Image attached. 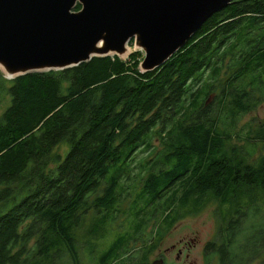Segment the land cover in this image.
I'll return each mask as SVG.
<instances>
[{
  "label": "trees",
  "instance_id": "trees-1",
  "mask_svg": "<svg viewBox=\"0 0 264 264\" xmlns=\"http://www.w3.org/2000/svg\"><path fill=\"white\" fill-rule=\"evenodd\" d=\"M142 57L11 80L0 72L9 98L0 116V264H149L166 232L210 202L238 219L221 246L208 245L220 264H245L246 250L262 256L264 236L244 247L234 227L243 210L264 204V157L249 163L226 142L264 102V0L233 1L158 69L141 72ZM222 72L232 75L222 82ZM153 139L161 148L152 165L127 185L130 158ZM63 143L65 155H52Z\"/></svg>",
  "mask_w": 264,
  "mask_h": 264
},
{
  "label": "water",
  "instance_id": "water-1",
  "mask_svg": "<svg viewBox=\"0 0 264 264\" xmlns=\"http://www.w3.org/2000/svg\"><path fill=\"white\" fill-rule=\"evenodd\" d=\"M233 1L0 0V72L14 79L96 57L121 59L130 41L143 55L141 72H150Z\"/></svg>",
  "mask_w": 264,
  "mask_h": 264
},
{
  "label": "rangeland",
  "instance_id": "rangeland-1",
  "mask_svg": "<svg viewBox=\"0 0 264 264\" xmlns=\"http://www.w3.org/2000/svg\"><path fill=\"white\" fill-rule=\"evenodd\" d=\"M134 51H139L133 43L131 45L126 46V53L121 57V60H126L127 57L132 54ZM140 52V51H139ZM1 71V70H0ZM232 75L231 72L221 73L220 79L222 82L228 79ZM5 76V75H4ZM6 80H11L10 78H6ZM213 96L210 101L217 97L220 93V85L218 84L215 87V90L212 92ZM9 106V98L5 94L0 95V116L4 112V110ZM235 128L232 130L231 137L226 142L227 149L230 151L231 149L236 152H240L241 154H249L248 162L254 163L257 159L264 157V141H261L260 137H257L259 133H262L264 136V102L259 103L253 109H251L248 113L240 116L235 123ZM263 129V130H262ZM152 149H149L147 152H142V148L137 149L132 157L130 158V178L126 183L127 185L136 184L139 182L137 177L141 176V169L143 166H146L147 163L150 167L154 161L153 151L159 150L161 148L158 139H153L151 141ZM68 147L66 144L58 145L52 152V155H58L63 157L67 152ZM51 167V166H50ZM143 176V175H142ZM141 176V177H142ZM126 182V180H124ZM264 199V197H262ZM244 214V215H243ZM242 217L240 218V224L238 228L239 236L237 237L241 244L245 241L244 247L248 243H252L254 241V231L251 234L249 228L251 225L254 226L256 230L255 236L260 240L261 236L264 235V204L254 205L252 210L248 208L247 210L242 211ZM232 211L225 212L224 215H221L218 211L217 204L214 202L208 203L202 210H200L197 214L187 216L179 221H177L164 235L160 244H158L156 250H154L148 258V263H152L157 259L158 254L164 253L168 248L172 245H175L177 248L184 250L179 259H176V251H166L165 252V264H190L196 262V264H201V260L199 259V252L203 250V262L204 264H220L218 260V256L215 254L216 252L213 250H208V245L212 243L218 244L220 241V235L218 233V229L220 225L227 221L230 217H232ZM123 217H119L115 219L113 222V231H119L122 223ZM248 231V232H247ZM246 234V235H245ZM245 235L244 238L242 236ZM247 239V240H246ZM112 239H108L105 241V245ZM139 240V239H138ZM190 240H194L190 243V251L189 253L186 251V243ZM239 243V245H240ZM139 243H132L131 247H134L135 250H139ZM134 245V246H133ZM138 245V246H137ZM239 245L236 247L232 246L230 255L233 253V256L237 257L239 254ZM235 249V250H234ZM188 253L189 258L185 259L184 255ZM255 252H250L248 250L244 251V254H248L249 260L245 264H262L264 260V251L254 254ZM227 254V253H226ZM228 256V257H229ZM232 256V257H233ZM235 263H237V259H233ZM232 260V261H233ZM190 262V263H189ZM232 263V262H231Z\"/></svg>",
  "mask_w": 264,
  "mask_h": 264
},
{
  "label": "flooded vegetation",
  "instance_id": "flooded-vegetation-1",
  "mask_svg": "<svg viewBox=\"0 0 264 264\" xmlns=\"http://www.w3.org/2000/svg\"><path fill=\"white\" fill-rule=\"evenodd\" d=\"M213 96V94H209V96L206 98V101H205V105H208V102L210 101V99H211V97ZM212 102H213V100H212ZM211 102V103H212ZM210 104V103H209ZM238 221V219H236V218H234V217H231V218H229L227 221H224L221 225H220V227H219V229H218V233H219V235H220V241H219V243L217 244L218 246H221L222 245V243H223V241H224V239H223V236L225 235L224 233H225V231L226 230H229V229H231V226L230 225H232V224H234V223H236ZM231 222H232V224H231ZM263 225H264V222H263ZM254 226L255 225H251V227L249 228V230L248 231H250L251 232V234L253 233V231H254V238H257L256 236H255V233H256V230L257 229H254ZM229 227V228H228ZM234 230H235V233L237 232V234L239 235L241 232H243V230L240 232V229L238 228V227H234ZM247 231V232H248ZM240 232V233H239ZM263 232H264V230H263ZM264 235H262L261 237H263ZM192 241H194V240H190L188 243H186V251L189 253V251H190V243L192 242ZM176 251L177 253H176V259H179L180 258V256H181V254L183 253V251L184 250H182V249H179V248H177L175 245H172L170 248H168L166 251ZM165 251V252H166ZM165 252L164 253H160V254H158V256H157V259L158 260H162V263L163 264H165ZM188 253H185V255H184V258L185 259H188L189 258V255H188ZM203 250L201 251V252H199V256H200V260H201V264H204V262H203V260H204V258H203ZM230 255V253H229V251L227 252V256L226 257H228ZM226 257H224V259H225V261H226ZM218 260H219V262H220V258L218 257ZM190 263V262H189ZM190 264H196V262H194V263H190ZM262 264H264V260H263V262H262Z\"/></svg>",
  "mask_w": 264,
  "mask_h": 264
}]
</instances>
